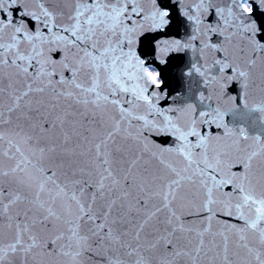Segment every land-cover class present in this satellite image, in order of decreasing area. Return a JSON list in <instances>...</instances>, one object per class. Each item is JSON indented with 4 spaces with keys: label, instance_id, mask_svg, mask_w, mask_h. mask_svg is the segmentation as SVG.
<instances>
[{
    "label": "snow or ice",
    "instance_id": "1",
    "mask_svg": "<svg viewBox=\"0 0 264 264\" xmlns=\"http://www.w3.org/2000/svg\"><path fill=\"white\" fill-rule=\"evenodd\" d=\"M0 264H264V0H0Z\"/></svg>",
    "mask_w": 264,
    "mask_h": 264
}]
</instances>
